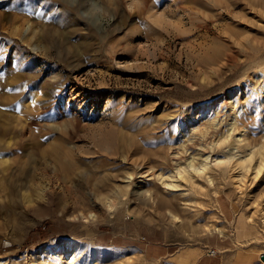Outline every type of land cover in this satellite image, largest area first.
I'll return each mask as SVG.
<instances>
[{
    "label": "rangeland",
    "instance_id": "rangeland-1",
    "mask_svg": "<svg viewBox=\"0 0 264 264\" xmlns=\"http://www.w3.org/2000/svg\"><path fill=\"white\" fill-rule=\"evenodd\" d=\"M263 145L264 0H0V264H264Z\"/></svg>",
    "mask_w": 264,
    "mask_h": 264
},
{
    "label": "bare ground",
    "instance_id": "bare-ground-1",
    "mask_svg": "<svg viewBox=\"0 0 264 264\" xmlns=\"http://www.w3.org/2000/svg\"><path fill=\"white\" fill-rule=\"evenodd\" d=\"M35 31H33L34 33ZM232 145L235 146L236 145V140H233L232 141ZM232 150H233V147L229 150V152H227V154L229 155L227 158V162H231L232 161V157H230V155L232 154ZM258 153L260 154V158H261V162L260 164L258 165V167L255 168V174L256 176H258L259 173H261L262 171V168L264 167V145L261 147V149L258 151ZM252 158V157H251ZM251 158H248V159H245L244 161H238L237 163H235L236 165L242 167L243 169H246L247 172H249L250 170V167H251ZM190 167H191V171L190 173H197V174H200L202 172H204L206 170V168L208 167V162L207 160H204V162L202 163V167H200V169H197V168H194L195 167V164L193 162H190ZM181 173L184 174V176H186V173L187 170L186 169H182L181 170ZM164 185L167 186H175L173 184V181L170 180V182H164ZM164 200L161 201V204H163ZM110 203V202H109ZM114 204V203H113ZM114 206V205H113ZM109 207V205H108ZM113 208V207H112ZM175 217V216H174ZM56 242V241H55ZM57 246L59 248V250L61 251H71L72 253H74L76 256H79L81 254V250H80V244L78 242H69L65 239H59L57 240ZM47 247V246H46ZM46 247H43L41 249V253L42 252H45V253H50L49 252V249L46 248ZM57 248V249H58ZM36 253V252H35ZM62 254V253H61ZM44 255V254H43ZM35 258V257H34ZM33 259V258H32ZM35 260V259H34ZM66 260V259H65ZM62 264H70V262H65L63 261Z\"/></svg>",
    "mask_w": 264,
    "mask_h": 264
},
{
    "label": "water",
    "instance_id": "water-1",
    "mask_svg": "<svg viewBox=\"0 0 264 264\" xmlns=\"http://www.w3.org/2000/svg\"><path fill=\"white\" fill-rule=\"evenodd\" d=\"M262 259L264 260V256L262 257Z\"/></svg>",
    "mask_w": 264,
    "mask_h": 264
}]
</instances>
